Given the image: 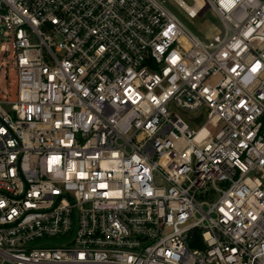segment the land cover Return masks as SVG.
Instances as JSON below:
<instances>
[{"label":"built area","instance_id":"obj_1","mask_svg":"<svg viewBox=\"0 0 264 264\" xmlns=\"http://www.w3.org/2000/svg\"><path fill=\"white\" fill-rule=\"evenodd\" d=\"M201 1L225 35L159 0H0V264H264V0Z\"/></svg>","mask_w":264,"mask_h":264},{"label":"rangeland","instance_id":"obj_2","mask_svg":"<svg viewBox=\"0 0 264 264\" xmlns=\"http://www.w3.org/2000/svg\"><path fill=\"white\" fill-rule=\"evenodd\" d=\"M164 7L175 15L183 26L192 34L203 41L211 40L216 34L225 35L226 28L220 21L216 13L212 10H206L196 19L191 18L187 11L181 7L176 0H159ZM188 5H193L192 0H183ZM5 27L0 25V86L1 91H8L10 99H17L18 75L14 67L16 62L13 57L15 54L14 37H8L4 34ZM7 47L8 52L2 47ZM174 112L192 129L198 130L206 120V113L203 111L189 112L178 108ZM202 119H201V118ZM215 133L213 128H209ZM156 181H159L156 179Z\"/></svg>","mask_w":264,"mask_h":264},{"label":"bare ground","instance_id":"obj_3","mask_svg":"<svg viewBox=\"0 0 264 264\" xmlns=\"http://www.w3.org/2000/svg\"><path fill=\"white\" fill-rule=\"evenodd\" d=\"M180 2H182L181 0H179ZM203 2L201 0H197V5L193 6V5H188V4H183L185 10L193 15L197 14V12L199 11V9L203 6Z\"/></svg>","mask_w":264,"mask_h":264},{"label":"trees","instance_id":"obj_4","mask_svg":"<svg viewBox=\"0 0 264 264\" xmlns=\"http://www.w3.org/2000/svg\"><path fill=\"white\" fill-rule=\"evenodd\" d=\"M192 245V247H196V245L195 244H191Z\"/></svg>","mask_w":264,"mask_h":264}]
</instances>
